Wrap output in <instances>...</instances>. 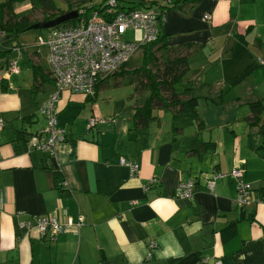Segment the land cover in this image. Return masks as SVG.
Masks as SVG:
<instances>
[{"label":"crops","instance_id":"1","mask_svg":"<svg viewBox=\"0 0 264 264\" xmlns=\"http://www.w3.org/2000/svg\"><path fill=\"white\" fill-rule=\"evenodd\" d=\"M119 2L127 8L166 0ZM81 3L92 0H56L62 10ZM31 7L30 0L13 5L19 14ZM162 32L172 48L203 45L183 81L199 99L205 123L199 133L192 124L173 138L172 115L159 112L158 120L132 137V118L145 96L119 103L105 92L108 84L96 98L64 91L58 117L62 113L59 125L67 139L53 155L26 150L17 130L28 115L36 117L25 127L27 135L39 130L33 128L38 105L54 90L52 83L34 96L32 65L51 71L50 64L34 49L27 55L29 69L20 67L19 73L0 59V264H200L206 257L209 264H264V137L244 121L250 102L264 99V0H199L166 13ZM22 35L13 41L0 32V47L16 46ZM37 35V41L43 38ZM37 41L15 52L22 57ZM200 139L214 144L192 154ZM122 158L137 163L138 171ZM235 167L254 187L256 201L244 208L236 202L234 179L219 180L213 191L205 185L207 173ZM186 180L197 183L195 194L178 199L176 187ZM63 209L75 219L84 215L79 233L51 240L19 228L24 219ZM233 223L235 230L224 232Z\"/></svg>","mask_w":264,"mask_h":264},{"label":"built area","instance_id":"2","mask_svg":"<svg viewBox=\"0 0 264 264\" xmlns=\"http://www.w3.org/2000/svg\"><path fill=\"white\" fill-rule=\"evenodd\" d=\"M98 1L106 2L108 6L106 16L94 10L86 21L59 27L53 30L47 39L40 38L38 42V45L48 46L55 88L38 105V110L46 118L47 125L31 135L29 150L53 155L57 144L67 139L65 129L58 122V102L64 91L86 96L95 95L100 80L118 71L140 51L142 44L153 41L160 35L161 22L158 10L119 9V0ZM79 13L83 14V10ZM209 17L207 14L206 18ZM162 19L164 20V17ZM131 30L135 33L133 40L126 37ZM19 53L21 55L22 52ZM9 71L20 72L17 59H11ZM100 121L105 122L106 119L102 118ZM96 123L97 120L94 118L89 121L90 126ZM0 127H3V121ZM121 162L128 164L133 173L139 169V165L133 161L122 158ZM244 176V170L235 167L228 172L207 173L204 180L206 188L213 191L219 180L234 179L237 189L236 202L239 207L244 208L256 201L254 187ZM144 188L148 189V186L144 185ZM196 188L197 183L194 180L181 181L174 195L178 199H190L194 196ZM84 222V215H79L75 219L63 209L56 214L24 219L19 222V228L28 231L35 229L42 236L49 234L51 240H56L61 233H79ZM156 245L155 242L150 243L151 248ZM200 264H209V258H203Z\"/></svg>","mask_w":264,"mask_h":264},{"label":"trees","instance_id":"3","mask_svg":"<svg viewBox=\"0 0 264 264\" xmlns=\"http://www.w3.org/2000/svg\"><path fill=\"white\" fill-rule=\"evenodd\" d=\"M21 1L25 0L0 1V32L4 38H9L13 41H18L22 34L32 30L31 26L39 21H49L72 10H77L78 12L83 10V14L79 13L77 19L63 23L58 28L76 25L77 23L86 21L94 10L106 16V8L108 7L105 1L92 0L91 5L81 3L70 6L68 10H62L56 5V0H30L31 11L27 14H19L14 11L13 5ZM198 1L166 0L162 4L157 2L150 4L141 2L138 5L127 7L130 9L158 10L161 22L160 35L155 40L141 45L142 61L140 64L137 63L135 56L132 57L118 71L100 80L95 95L88 97L96 98L101 86L102 88L108 86L111 80L117 85L121 84L125 77L129 78V82L134 85L136 92L147 93L143 104L136 108L132 118L133 129L135 131L132 137H135L139 132L146 131L150 124L158 120L159 112L170 113L172 115L171 132L174 136L173 138L182 135L185 129L192 124L197 125L198 133L205 126L200 113L199 99L192 94L191 86L183 84L184 78L191 69L190 58L203 49V45H185L172 48L168 45L167 36L162 32V18L166 13L172 10H187ZM118 6L119 9L126 8L120 2ZM37 12H41L43 18H37ZM19 45L17 43L16 46H12L10 49H2L0 47V59L6 61L5 66L10 64L12 55ZM32 70V92L36 96L37 93L45 90L47 84H54V78L52 72L48 71L42 64L32 65ZM178 86H180L179 89ZM250 108L251 113L244 118V121L248 125L258 127L260 134L264 137V99L250 102ZM35 117L36 115L24 117V127L17 130L16 140L21 142L26 150L30 149L29 140L33 133L27 135L28 130L25 127L35 122ZM199 142V147L192 150V154H203L214 144L212 141H203L201 139ZM260 149H264V144L260 146ZM235 227L236 224L233 223L227 226L224 232H228L229 230L232 233ZM221 264L223 263L221 262Z\"/></svg>","mask_w":264,"mask_h":264},{"label":"rangeland","instance_id":"4","mask_svg":"<svg viewBox=\"0 0 264 264\" xmlns=\"http://www.w3.org/2000/svg\"><path fill=\"white\" fill-rule=\"evenodd\" d=\"M36 16H37V18H42L41 12H37ZM39 22H41V21H39ZM57 28L58 27H55V28H41V29H32L30 31H27L26 33H24L22 35V38H20L19 44H23V45L32 44V43L34 44V42H36L37 39H38V35L36 36V33L37 34H42L43 38L47 39L48 38V36H47L48 32H52L53 30H55ZM134 36H135V33L132 30L129 31L128 34L126 35L127 39H130V40H133ZM37 42H39V41H37ZM31 46L32 47L27 49V52H23L24 54H23L22 57H21L22 53H21L20 56L18 55L19 53L18 54L16 52L13 53L12 57L14 59L18 60V63L20 65V67H22L24 70H28L29 69V60H28L27 55L33 49L42 52V55H43V58H44V63H45L46 66H48L47 65L48 64L47 62L49 61V49H48V46L47 45H38L37 43L35 45V48H33V45H31ZM135 58L137 59V63L140 64L141 61H142V59H141L142 58V52L139 51L135 55ZM109 84H110V87L105 92H109L110 91V93H112V94H109V95L118 97L119 101H117V102H119V103H122L121 101L124 102L125 100L129 101L128 97L130 95H135L136 97H137V95H143L145 97L147 96V93H138V92H136V90L134 88V85L129 82V78H127V77L124 78V80L121 82V84L117 85V84H115L113 82V80H111ZM50 86H51V84H47L45 86V90L43 92L39 93V97H41L50 88ZM180 86H178V89H179ZM135 96H134V99H135ZM58 119H59L60 125L63 124V120L64 119L62 118V113L59 114ZM66 124H68V123H66ZM46 125H47L46 118L38 111V122H36V124L34 125L33 128H35L37 130L38 129L40 130V129L44 128Z\"/></svg>","mask_w":264,"mask_h":264},{"label":"water","instance_id":"5","mask_svg":"<svg viewBox=\"0 0 264 264\" xmlns=\"http://www.w3.org/2000/svg\"><path fill=\"white\" fill-rule=\"evenodd\" d=\"M78 16L79 12L77 10H72L58 16L55 19L37 22L31 26V29L55 28L62 25L63 23L77 19Z\"/></svg>","mask_w":264,"mask_h":264}]
</instances>
